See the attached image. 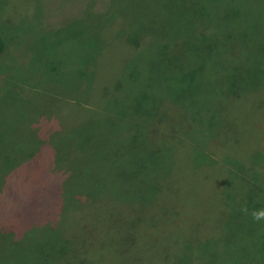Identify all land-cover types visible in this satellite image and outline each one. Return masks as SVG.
Wrapping results in <instances>:
<instances>
[{"label": "rangeland", "instance_id": "obj_1", "mask_svg": "<svg viewBox=\"0 0 264 264\" xmlns=\"http://www.w3.org/2000/svg\"><path fill=\"white\" fill-rule=\"evenodd\" d=\"M175 4L183 5L177 0H0V28L8 43L0 66V215L14 214L20 222L25 214L38 219L23 230L19 223L20 232L15 228L19 226H1L0 264H57L61 229L76 213L65 207L75 204V189L83 192L87 183L102 177L123 181L118 159L130 140L149 130L146 122L141 126L133 121L135 116L117 123L116 115L106 110L115 100L126 102L133 113L137 99L152 100L149 116L161 118L162 124V119H171L169 114L176 115L164 106L167 95L194 90L179 100L200 112L185 121L186 128L201 127L177 138L174 130L171 134V122L165 121L160 134L147 138L150 149L158 144L174 153L148 174L147 190L137 201H150L175 160L178 168L168 181L178 189L169 186L164 198L139 207L144 225L129 219L122 204L106 208L110 200L104 198L97 214L90 206L83 233L77 230L80 235L69 236V243L95 250L101 264H200L204 239L198 232L209 230L219 217L221 223L225 220L222 197L232 209L248 207L249 221L255 220L252 213L264 212V63L258 61L264 55V0L232 3L241 10L238 20L246 31L237 39L253 40L248 50L227 53L240 66L242 79L235 88L200 74L192 86L181 78L173 82L169 72L179 77L183 71L176 69L175 61L157 54L158 46L154 51L150 41L138 51L137 33L152 26L166 30L168 11ZM248 57L257 59L253 66ZM80 108L89 111L79 116ZM198 132L210 139L202 142ZM121 146L126 150L118 152ZM39 148L46 166L34 167L30 160L21 171L15 168L32 155L35 162ZM78 199L84 201L85 196ZM59 204L62 211L56 209ZM201 213L207 216V228H201L204 216L199 224ZM123 216L126 226L135 227L127 254L118 257L116 252L113 262L107 256L104 260L101 249L111 243L105 230L124 225ZM71 227L76 226L70 221ZM170 247L172 254L166 258Z\"/></svg>", "mask_w": 264, "mask_h": 264}, {"label": "trees", "instance_id": "obj_2", "mask_svg": "<svg viewBox=\"0 0 264 264\" xmlns=\"http://www.w3.org/2000/svg\"><path fill=\"white\" fill-rule=\"evenodd\" d=\"M177 1H182L183 5H171L166 17V21L168 22L166 30L165 28L162 30L155 29L154 26L143 28L136 35L134 41L136 48H138V51L142 50L148 41H150L153 45L152 49L154 51L158 46L157 54L166 55L168 56V59L170 57L172 61H175L176 69L182 68L183 71L180 73L179 77L175 73L169 72L168 79L173 82L176 78H181L184 80L183 82L187 84L191 82L190 85L192 86L194 85V82L199 83L200 74L204 77H210L211 80L214 79L218 81L222 86L229 85L231 88H235L239 84V79H242V76L238 73L240 66L231 60L235 59L232 54L228 55L227 53L232 50L233 53H235L239 51L240 48L241 51H246L248 50L247 46L250 48V43L253 41L246 37L244 40L237 39L236 37L239 32L245 33L246 31L244 28L242 29L244 25L238 20L239 16L242 14L241 10L239 8H234V5H232L235 0ZM205 1L207 2L205 3ZM70 19L71 18H68L67 20ZM172 24L174 26H172ZM235 26L238 29H235ZM181 28H183L182 31L177 33L176 31ZM7 49L8 43L0 28V66L3 65L1 62L4 59ZM144 56L152 63L155 60V57L149 58L146 55ZM263 58L264 55H261L258 59L262 64L264 63ZM247 60L252 66L257 61V59H252L250 57H248ZM54 65L55 64H51L52 70H55L53 67ZM228 70H232L233 74H228ZM196 89V93H198L199 88ZM176 92L177 91H173L169 93L167 95L168 98H166L167 100L164 101V106L169 108V110L174 111L173 114L176 115L172 116L169 114L171 119L170 117L166 120L162 119V124L159 121L161 118H154V114L149 116L150 112L147 109L154 105V102L149 99H137L134 109L135 113L126 107V102L118 103L116 100L114 101L115 105L113 104L106 109L113 115H116L115 118H113L119 124L123 122L120 120L125 119V117L128 116H132L131 118L135 116L132 120H135V122L141 126L146 122V128L149 130V133H140L138 136L130 140V143L132 142V144H130L128 151L122 153L121 160L118 159V164L121 166V170L125 172L123 181L117 183L114 180L108 181L105 177H102L97 181L95 180L87 183L88 187L87 189H83V192H80L77 189H75L76 191H69H75L74 194L71 195L75 204H68L65 207L69 210L74 208L76 213L72 219H67L66 227L61 229L63 230V234L62 240H60V251L57 257V264H101L102 258L95 257V250L84 248L77 242H68L69 236L72 238L76 235H80L79 232L83 233L84 224L89 220V218L85 220L84 217L90 209V206L93 207L92 214H97L101 203L105 198L106 200H110V204H107L106 208L118 203L122 204V206H126V210L129 211L126 214L129 219L135 220L137 225H144L145 218H143L138 211L139 207L151 206L153 199L160 200L162 197L164 198V191L168 192L169 186H175L177 188V183H169L168 181V176L174 173L178 168L177 160H175L173 166L167 170L169 172H166L162 187L154 190L150 201H137V195L144 196L142 193L147 190L148 174L152 170L159 169L171 155L173 156L174 153L173 149H166L158 144L153 147V149H150L147 138H155L157 134H160L158 133L160 129L164 126L166 127L165 121L171 122L169 125L173 128L171 134L174 130L173 135L177 138L185 135L189 136L193 129L201 127L199 124H194L189 129L186 128L185 124L190 121V118H197L200 112L190 111L188 108L183 107L179 100L184 96L189 97L190 93L194 92V90H185L184 93L177 92L179 96ZM105 93L107 92L105 91ZM154 94L155 92L153 95ZM110 96L114 99L113 95L110 94ZM86 111L88 112L89 110ZM86 111L85 109L80 108L79 116L83 114L82 112L86 113ZM92 121L95 123V120ZM78 129L79 127L77 125L75 131ZM75 131H73L71 137L74 136ZM81 131L82 130L78 133ZM198 134L199 132L197 135ZM198 136L202 142L210 139L205 140L204 137L206 135L203 134V132ZM173 143L176 144L175 141H173ZM39 149L40 150L35 154V162L33 161L35 156L32 155V159H27L28 161L23 160L16 165L15 168L18 167L21 171L22 167L27 163L29 164L30 160L34 167L46 166V161L44 159L45 155L43 152L42 154H39L42 148ZM125 150L126 148H122L121 146V149H118V152H123ZM165 154H167V157ZM98 161H100L99 157ZM15 168L13 170H15ZM244 170L243 167H239V171L244 172ZM62 186L63 181L61 188ZM56 187L58 188V184ZM77 195L82 196V198L85 196V200H79L78 198H80V196ZM133 195L134 197L132 198ZM219 201L221 205L227 209L224 215L225 220L221 223L219 217L212 222V226L209 230L198 232V234L202 235L204 239L200 241V245H204L201 251L200 264H264V219L259 221H249L247 214H249L250 209H248V207L242 206L243 208H246V210L238 211L236 207L237 205L234 206L235 209H232L224 197ZM63 208V204H59L56 209L62 211ZM257 209H261V206H257ZM25 215L27 217L23 219L22 222H20L14 214L10 215L9 218L5 214H2V216L0 215V228L3 225L8 227L19 226L18 224L20 223L21 230H23V228L27 227L31 221L33 222L32 219L38 220L36 218L37 215ZM203 216L205 219L203 220L204 225L201 228H207V216L205 214L203 215L201 213L199 216V224H202ZM178 219L181 224L180 214ZM126 220L127 218L123 216L121 221L124 225H121L116 229L108 228L105 230L106 238L110 240L111 243L108 244L109 249H101V252H105L103 259L107 256L108 261L113 262L116 252L119 254L118 257H120L121 254H127V243L131 240V231L132 228L135 227L126 226ZM70 221L73 222L76 227H71L69 229ZM15 228H18L19 232L21 231L20 226ZM77 230H79V232ZM66 245H68V248H66ZM171 249L172 247H170L166 258L172 254ZM156 258H158V256Z\"/></svg>", "mask_w": 264, "mask_h": 264}, {"label": "clouds", "instance_id": "obj_3", "mask_svg": "<svg viewBox=\"0 0 264 264\" xmlns=\"http://www.w3.org/2000/svg\"><path fill=\"white\" fill-rule=\"evenodd\" d=\"M253 218L257 221L261 220V219H264V212H261L259 213L258 215L257 214H253Z\"/></svg>", "mask_w": 264, "mask_h": 264}]
</instances>
